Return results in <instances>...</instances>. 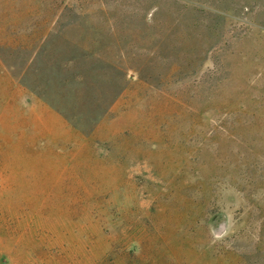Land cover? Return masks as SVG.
<instances>
[{
	"label": "rangeland",
	"instance_id": "374dc122",
	"mask_svg": "<svg viewBox=\"0 0 264 264\" xmlns=\"http://www.w3.org/2000/svg\"><path fill=\"white\" fill-rule=\"evenodd\" d=\"M0 264H264V0H0Z\"/></svg>",
	"mask_w": 264,
	"mask_h": 264
}]
</instances>
